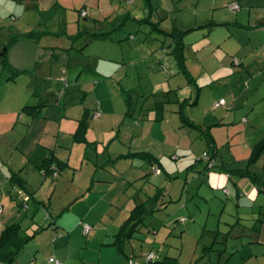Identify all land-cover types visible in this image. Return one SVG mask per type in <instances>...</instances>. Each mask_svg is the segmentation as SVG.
<instances>
[{"label": "rangeland", "instance_id": "obj_1", "mask_svg": "<svg viewBox=\"0 0 264 264\" xmlns=\"http://www.w3.org/2000/svg\"><path fill=\"white\" fill-rule=\"evenodd\" d=\"M32 1L36 2V0ZM46 1L49 2H41L40 7L35 10L25 8V4L21 1L0 0V48H5L19 30L33 29L48 32L41 34L40 45L46 49L40 48L38 55L63 52L61 56L69 54L71 62L79 61L81 67L91 66V60L94 59V67L97 60L95 55L107 54L97 64L104 70L111 69L110 63L119 65L118 73L110 81V84L117 89L116 92L120 93L121 85L140 92L136 114L143 117L142 119L148 112H151L153 117L157 115L154 109L153 112L149 110V106L155 101H166L165 119L163 118L158 126H161L162 133L167 137V143L179 142L186 146L185 149L189 146V149L187 151L175 149L167 153L157 149L161 154L160 163L164 168L159 167L158 172L156 171L158 166L148 163L150 166H146V170H142L143 175L138 178H136L138 170L141 168L132 166V158H138L136 161L145 158L140 153H128L117 157L115 162H119V166H122L123 169H120L123 173H125L124 169H128L127 175H130L131 179L133 177V182L130 184V179L127 180L128 189L120 195L113 208L112 205L102 204L98 207L108 210L105 221L111 232L109 244L105 243L108 242L105 239L97 243L93 242L92 233L88 235L83 233V225L80 224L84 222L83 219L74 216L76 212L86 211L89 201L77 202L66 207L67 200L75 199L82 193L83 187L84 190L89 187L88 174L95 163H90V167H84L82 170L76 169L78 172L75 179L70 169V175L57 185L56 189L53 178L49 177L48 186L41 187L39 195V200L44 197L45 201H43L47 204V208L39 207L33 222L23 221V226L26 228L25 235L31 238L18 253L17 263L53 264L49 262L52 256L61 260L62 264H130V259H133L135 264H156L166 258V263L171 262V257L177 258V264H240V257L243 256L234 254V250L246 244L258 250L257 261L253 259L251 262L264 264V243L255 241L253 235L255 232L264 235V154L256 159L255 164L251 165L249 162L254 144L264 137V87L240 98L245 104L251 101V105L256 106L254 112L250 107L245 106L230 111L234 98L232 94L225 92L231 90L234 81L227 85L225 80H211L205 87L190 82L177 66L176 58L172 53L174 48L172 37L165 33H173L176 29L189 30L186 40L192 45L187 51L188 68L200 73L201 69L195 62L194 43L204 37L203 34L208 32V29L204 28L212 24L207 26H197V24L206 18L211 19L216 12L220 15L228 10L233 12L231 5L234 1ZM225 1L228 2L223 3ZM83 11L85 14L82 13ZM244 17L247 18V12ZM227 25L224 28L229 30ZM193 26L197 27L192 28ZM231 26L232 29L236 27ZM97 32L107 36L104 41L95 34ZM69 35H74L75 39L70 38ZM220 37L218 35V38ZM32 41L38 44L36 39ZM62 47H65V50ZM108 58L115 62H105ZM35 59L31 51L24 55V62L31 70H34L32 63ZM66 67L67 65L54 64V77L49 78L54 82V86H59L55 100L63 99L64 103L68 97L78 94L77 90H72L70 94L65 95L70 82L72 85L75 83L74 77L80 69L72 64L69 68L70 77ZM1 74V82L5 83L9 74L12 76L13 73L4 67L0 60ZM86 74L83 73V76ZM90 78L95 83L107 79L100 75ZM57 79L61 80L60 84ZM2 85L0 87H4ZM180 86L181 88L178 89ZM184 88L192 90L194 97L188 99L189 101H183L185 105L181 107L183 102H179L177 92ZM35 90L36 88L33 91ZM199 94V104L194 105L193 101L199 98ZM32 96L33 102L36 101L37 95L32 94ZM221 96H224L227 103L219 105L222 108L217 109L216 107L219 106H216V101L220 100ZM144 103H146L145 108L141 110V105ZM68 107L75 110L76 105ZM181 108L184 109L187 117L193 114L192 118L187 120L184 115L179 114L177 110ZM55 110L56 107H50V111ZM97 111L102 113L101 110ZM228 112L232 114L230 119L225 118ZM216 113L223 114L224 120L219 121L222 123H213ZM203 123L214 124L210 126V130L215 135V146L208 143L207 136L201 130L200 127L204 129L208 127ZM154 124L151 123L150 126L153 127ZM119 128L120 124L113 131L114 135H117ZM96 132L102 133L100 129H96ZM98 134L92 137H97ZM113 143L114 141L110 139L104 145L95 143L94 146L102 145L105 149ZM118 143L121 142L118 140ZM87 146L92 145L87 144ZM66 149L59 152L66 151L69 154L70 149ZM206 153L209 154L208 159ZM208 160L212 161L211 163L216 162L215 168H207ZM65 168L69 167L65 166ZM227 172L232 175L229 176ZM91 179L92 175L90 181ZM121 181L122 179L116 180L113 184L116 189H119L118 184ZM159 189L163 194L159 195L155 213L148 215L135 236L124 242L129 258L126 251L113 244L116 239L115 234L129 217L127 204L136 196H141L145 200L156 197ZM152 203L148 206L151 207ZM18 209L23 211L22 208ZM48 212L53 214L52 217ZM61 213L64 216L60 217L62 219L60 223H65L68 230L61 226L55 229L54 220L58 219ZM261 225L262 231L259 230ZM69 233L72 235L60 240ZM57 240L61 242L58 246Z\"/></svg>", "mask_w": 264, "mask_h": 264}, {"label": "crops", "instance_id": "obj_2", "mask_svg": "<svg viewBox=\"0 0 264 264\" xmlns=\"http://www.w3.org/2000/svg\"><path fill=\"white\" fill-rule=\"evenodd\" d=\"M17 1L24 3L25 8L35 10L38 9V6L40 7L41 2H49L46 0H36L35 3L32 0ZM231 1L237 3L239 8L233 9V3L231 5V9L234 10L233 12L228 9H225L228 12L226 11V13L221 15L216 12L211 19L206 18L197 24V26L211 24L212 26L204 28L208 29V32H205L203 34L204 37L194 43V49L196 50L195 62L198 64L201 72L197 73L191 70V68H188V70L191 76L196 78V83L202 87H205L211 80H225L227 85L234 81L231 90L225 92L232 94L234 98L230 111L245 106L246 108L250 107L254 112L256 106L251 105V101L250 103L247 102V104L242 103L240 98L249 92L254 93L261 87H264V0ZM226 2L228 1L223 3ZM246 12L247 18L244 17ZM226 25L229 27V30L224 28ZM231 25L236 27L232 29ZM197 26H193L192 28ZM220 28L224 29L221 30ZM30 31L19 30V33L15 35L18 36L17 40L11 45L8 51L9 63L12 68L20 72L17 74L12 72V76L9 74L5 83L1 82V77L4 72L0 75V85L4 84L2 85L4 87H0V205L3 207V212L0 214V235L7 224L12 222H21L23 224V221L33 222L38 208L41 206L47 208V204L44 203V197L39 200V195L41 187L48 186L49 177L53 178L55 188L70 175V169L71 175H74L75 179L78 172L76 169L82 170L84 167H90V163H95L88 174L89 187L85 190V187H83V191L81 190L82 193L75 199L67 200L66 207L72 206L77 202L89 201L88 209L86 211L81 210L76 212L74 216L77 219H83L84 222H80L83 226L84 224H90L92 226V230L88 234L92 233L93 242L97 243L101 239H105V241H108L105 243L109 244L111 232L105 221L108 210H102L98 207L102 204L104 206L112 205L113 208L115 206L114 204L117 203L116 201L120 199V195H123V192L128 189L126 188L127 180L130 179V184L133 182V177L131 179V176L127 175L128 169H124L125 173H123L121 170L123 169L122 166H119V162H115L117 157L128 153L137 154L148 152L158 159L157 164H153L148 162L146 158L142 161H136L138 159L136 157L132 158V166L141 168V170H138L136 177L138 178L143 175L142 170H146V166H150L149 164L158 166L161 169L164 168L162 164L161 166L158 165L161 161V154H159L157 149L163 153H167L168 151L173 152L175 149H184V151H187L189 146L185 149L186 146L179 142H175V144L167 143V137L162 133L161 126H158L165 117V112L163 118L160 120H157L156 116L153 117L151 112H148L147 116L144 115V119L136 114L140 92L138 93L134 88L127 89L123 85L120 87V93L116 92L117 89H115L113 84H110V81L118 73L119 65L110 63L111 69L104 70L97 64L107 54L95 55L97 60L95 61L94 67V59L91 60V66L81 67V62H71V56L69 54L66 53L65 56H61V54H64L63 52L59 54L51 52L49 55H38L40 48L46 49V47L40 45L41 35L33 38L28 37L26 34ZM218 35L221 37L218 38ZM106 37L105 35L99 38L104 41ZM24 38H27V40ZM34 39L38 41L37 45L32 41ZM185 42L188 67L189 60L187 51L192 44L186 40V36ZM34 46H37V48H34ZM62 49L65 50V47H62ZM1 50L2 48H0ZM13 50H15L14 53ZM28 51L33 52L34 57H36L32 63L34 70H31L24 62V55ZM108 61L115 62V60L109 58L105 62ZM54 64L56 66L67 65V74L70 77L71 71H69V68L72 64L80 68L74 77L75 83L72 85V82H70L71 84H69L65 94L67 95L72 90H77L78 94L73 97H68L66 101L68 102V106L76 105L75 110L66 106V102L64 103L63 99L55 100L59 86H54V82L49 80L50 77L52 79L54 77ZM238 66L243 68H239ZM83 73L87 74L83 76ZM99 75L100 77L107 78V81L98 80V83L92 82L93 80L90 77ZM57 81L60 84L61 80L57 79ZM34 88H36L35 91H33ZM180 88L181 86L178 89ZM32 94L37 95V100L34 102L32 100ZM127 94L130 97L129 103L127 102ZM193 94L192 90L190 91L188 88H184V90L177 92V98L180 100L178 101L180 103L189 101L188 99L194 97ZM199 99L200 94L198 102L194 105L199 104ZM221 99H224V96H221ZM158 102L155 101L150 105L149 110L152 111L154 109L156 111ZM27 105H40L41 112L37 116H32L24 110ZM145 105L146 103L141 105V110L145 108ZM50 107H56V112L50 111ZM216 108L220 109L222 107L219 106ZM97 110H101L102 113L96 117L94 114ZM180 110H177L179 114L181 113ZM86 111L90 112L92 118L89 120V128L86 133L88 142L79 143L75 140L74 134ZM191 115L193 114H190L188 117L192 118ZM222 115V113H216L213 123H218L220 120L223 121L224 117ZM225 118H232V114L230 115L228 112L225 114ZM119 119H121L120 122ZM244 119L249 121L245 117ZM151 123H155L153 127L150 126ZM119 124V132L117 135H114L113 131L117 129V125ZM203 124L206 126L214 125L212 123V125H207V123ZM96 129H100L102 133L98 134ZM95 134H98L97 137H92ZM212 134L214 135L213 132ZM65 138H67L66 141H64ZM62 139L64 140L62 141ZM110 139L114 143L105 149L102 145L94 146L95 143H102L104 145ZM118 140L121 143H118ZM86 143L92 146H87ZM114 144L116 145L112 149ZM60 147L62 149H70V153L68 154L66 151L59 152L62 150ZM54 156L66 163L63 164V168L59 169L58 177L53 173H47L43 168L46 159ZM80 156H82L81 160ZM65 166L69 168L66 169ZM16 172H19L25 179V188L14 184L11 180V176ZM90 175H92L91 181ZM210 178H212V175ZM119 179H122V181L118 184L120 186L119 189H116V186L113 184L116 183V180L119 181ZM83 196L85 198H82ZM27 197H29V200L26 207L25 201ZM144 201L146 200L143 197L141 198V196H136L129 200L126 207L128 216L137 204ZM18 208H22L23 211ZM48 213L52 217L53 214ZM62 215L64 216L61 213L59 218L54 220L55 229L61 226V228L68 230L64 222V224L60 223L62 220L60 217ZM261 229L262 225L259 227V230ZM71 235V233L64 235L60 240H63V238L67 239ZM253 235L255 236V241L264 243V238H262L264 235L262 236L257 232L253 233ZM60 240L56 241L57 246L61 243ZM234 254H242L243 257H240V264H255L251 260L254 259L257 261L258 259L257 248L254 246L249 247L246 244L243 247L235 248ZM51 258L52 256L49 258V262Z\"/></svg>", "mask_w": 264, "mask_h": 264}, {"label": "trees", "instance_id": "obj_3", "mask_svg": "<svg viewBox=\"0 0 264 264\" xmlns=\"http://www.w3.org/2000/svg\"><path fill=\"white\" fill-rule=\"evenodd\" d=\"M237 4V3H234ZM233 4V5H234ZM232 5V6H233ZM239 6V5H238ZM239 8V7H238ZM237 8V9H238ZM234 9V8H233ZM83 13V12H82ZM162 32H165L164 30H161ZM189 32V30H182V29H176L172 32H165L166 34H169L172 37L173 40V44H174V48H173V55L176 58L177 61V66L179 68V70L181 72H183L189 79L190 82H196V78L191 76L188 67H187V56H186V42H185V36L186 34ZM48 32H44V31H37V30H32L30 32H28L26 35L28 37H39L41 34H45ZM96 35L99 36H104V33H100L97 32L95 33ZM70 38L75 39L74 35H69ZM18 36H15L12 38V40L5 45V48H3L0 51V60L3 64V66L9 70H11L13 73L17 74L20 71L19 70H15L14 68H12L11 64L8 61V51L11 47V45L17 40ZM172 45V43H171ZM127 102L129 103V95L127 94ZM198 102V98L195 99V101L193 102V104ZM185 104L184 102L181 103V107H183ZM24 110H26V112H28L30 115L32 116H37L40 112H41V106L40 105H27L25 106ZM164 111H165V101H159L158 102V107L156 108V119L160 120L163 118L164 116ZM181 114L182 116L184 115V118L189 120V117L186 116L184 109L181 108ZM90 112L86 111L83 118L80 120V124L79 127L77 129V131L74 134V138L76 141L78 142H88L87 138H86V133L88 131L89 128V120H90ZM201 130L203 131V133L207 136L208 139V143L212 146H215V138L214 135L212 134L211 130H210V126L207 127V129H204L202 127H200ZM264 152V137L260 140V142H258L257 144H255V146L253 147V151L251 154V157L249 159L250 164H255L256 163V159L260 158L262 154ZM140 155L146 159H148L149 162L151 163H156L157 164V158L152 156L150 153L148 152H142L140 153ZM209 157V154H208ZM208 159V158H207ZM212 161L208 160V167L209 169L211 168H215L216 166V162L211 163ZM66 164L65 162L60 161L57 157H52L50 159H46L45 163L43 164V168L46 170L47 173H53L57 170L58 175H59V169L63 168L64 165ZM159 166H161V163L159 164ZM156 169H159V167H157ZM229 176H231L232 174L230 172ZM58 177V176H57ZM11 180L13 181L14 184H17L20 187H26L25 183V179L19 174V172L14 173L11 176ZM163 194V191L161 189H159L158 194L156 195V197H150L149 199H147L146 201L137 204L136 207L131 211L129 217L127 218V220L122 224L119 232L116 234V239L113 242L114 245L118 246L122 251H126L124 248V242L133 237L134 234L137 232L139 226L144 223L146 217L148 215L154 214L156 211V204L158 203L159 200V195ZM153 202V203H152ZM149 203H152L151 207L148 206ZM25 228L23 226V224L21 222H12L10 224H7L6 227L2 230V233L0 235V262L2 264H19L16 261L17 255L18 253L25 247V244L27 243V241L31 238L30 236L26 237L25 235ZM126 254L128 255L127 251ZM129 256V255H128ZM130 258V256H129ZM171 262L166 263L165 261L167 260H163V261H158L156 262V264H177L178 260L176 257H171ZM151 263V262H149Z\"/></svg>", "mask_w": 264, "mask_h": 264}, {"label": "built area", "instance_id": "obj_4", "mask_svg": "<svg viewBox=\"0 0 264 264\" xmlns=\"http://www.w3.org/2000/svg\"><path fill=\"white\" fill-rule=\"evenodd\" d=\"M239 6H238V4H234L233 6H232V8H234V9H237ZM83 14H85V12L83 11ZM236 63H238L237 61H236ZM223 103H225V99H221V100H219L217 103H216V106H219V105H221V104H223ZM96 117L97 116H100L101 115V112L100 111H96V113L94 114ZM206 158H208V153H206ZM156 171H158L159 172V169H156ZM54 175L55 176H58V172H57V170L54 172ZM28 200H29V197H27V199H26V201H25V206L27 207V203H28ZM3 212V207H2V205H0V214ZM83 230H84V233L85 234H88L91 230H92V226L90 225V224H84V226H83ZM150 257V256H149ZM152 257H153V255H152ZM152 259V258H151ZM50 263H53V264H62V262H61V260H59V259H56V258H54V257H52L51 259H50ZM130 264H135V261L133 260V259H130Z\"/></svg>", "mask_w": 264, "mask_h": 264}]
</instances>
